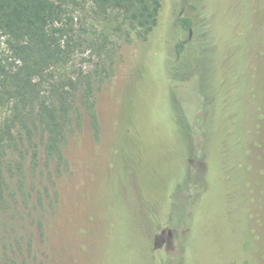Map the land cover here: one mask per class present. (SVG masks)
Masks as SVG:
<instances>
[{
    "label": "rangeland",
    "instance_id": "374dc122",
    "mask_svg": "<svg viewBox=\"0 0 264 264\" xmlns=\"http://www.w3.org/2000/svg\"><path fill=\"white\" fill-rule=\"evenodd\" d=\"M89 6L75 7V20L93 38L105 33L115 48L113 74L97 92L99 133L82 113V127L65 147L69 166L55 177L57 199L43 219V233L29 218L21 220L8 232L19 239L17 258L11 249L9 256L18 264H144L145 235L156 233L154 227L149 233L142 202L157 197L163 185L172 194L165 214L178 218L177 231L167 237L168 254H179L183 218L191 212L185 219L191 229L186 247L192 244L194 264L220 263L208 259L214 242L208 232L218 234V246L233 253L251 249V228L260 249L254 264H264V0H165L159 23L145 40L125 38L115 16L95 18ZM197 10L203 12L202 26H196ZM177 16L192 18L191 29L175 24ZM176 42L185 46L181 54ZM82 54L74 57L76 67L98 62ZM11 57L1 37L0 58L10 63ZM251 86L259 93L260 109L248 118ZM6 112L0 107V124ZM247 118L249 128L256 125L254 136L241 129ZM204 140L214 151L202 163ZM122 157L129 167L135 158L139 162L138 174L128 180ZM197 179L206 186L194 202ZM242 185L248 210L241 203ZM128 245L135 257L125 255Z\"/></svg>",
    "mask_w": 264,
    "mask_h": 264
},
{
    "label": "trees",
    "instance_id": "16d2710c",
    "mask_svg": "<svg viewBox=\"0 0 264 264\" xmlns=\"http://www.w3.org/2000/svg\"><path fill=\"white\" fill-rule=\"evenodd\" d=\"M88 2L92 16L104 19L113 15L117 19L116 30L125 38L135 35L145 40L159 23L165 0H0V38H4L12 55L10 63L0 58V107L7 108L0 124V264H9V259L11 264H18L14 245L19 243V239L16 233H8L14 225L29 218L39 233H43V219L57 199L55 177L69 166L65 147L70 134L82 127V113L89 116L95 134L99 133L97 92L104 78L113 74L115 48L109 45L105 33L99 32L93 38L88 34L87 26L75 20V7L86 10ZM202 19L203 12L197 10L196 26H202ZM175 24L183 30H190L193 19L177 16ZM184 47L183 42H176V53L181 54ZM78 53L97 58L98 62L90 68L76 67L73 61ZM254 57L252 55L248 63L252 83L257 78ZM188 63L189 59L187 68L190 71ZM250 89L248 118L260 109L259 93L256 96L255 88L251 86ZM248 118L241 123L246 137L256 133V125L249 128ZM206 142L204 140L201 145L202 163L213 156L214 151L207 147ZM243 156L245 158V154ZM123 159L121 171H125L128 180L132 173L138 174L139 162L135 158L129 167ZM113 164L114 161H108V168ZM241 165L238 156L237 166ZM195 184L194 202L198 192H203L206 182L202 185L197 179ZM158 189L157 197L142 202L149 221V233L153 227L156 233L153 238L145 235L148 246L141 251L147 259L142 261L144 264H194L192 244L186 247L191 229L185 223V219L193 214L190 212L183 218L177 246L179 254H168L167 237L170 232L177 231L178 218L165 214V201L167 198L172 200V194L167 195L168 187L161 185ZM243 191L245 197L241 203L248 210L250 200L244 186ZM224 196L223 200L228 202L230 195L227 190ZM252 232V228L247 231L251 237V249L233 253L218 246L215 239L218 234L208 232V237L214 239L208 259L215 263L220 261L218 264H254L260 249L256 246L258 238L252 236ZM30 247L31 242L28 241L27 248ZM10 249L16 258L9 256ZM125 255L135 257V249H128ZM263 257L261 254L260 258Z\"/></svg>",
    "mask_w": 264,
    "mask_h": 264
}]
</instances>
